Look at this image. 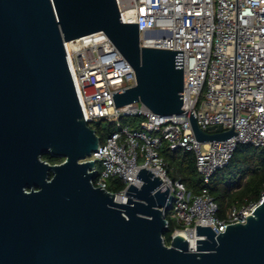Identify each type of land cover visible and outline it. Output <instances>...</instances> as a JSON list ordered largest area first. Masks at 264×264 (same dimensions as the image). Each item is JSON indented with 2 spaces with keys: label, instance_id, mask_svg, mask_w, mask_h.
I'll return each mask as SVG.
<instances>
[{
  "label": "water",
  "instance_id": "95a60500",
  "mask_svg": "<svg viewBox=\"0 0 264 264\" xmlns=\"http://www.w3.org/2000/svg\"><path fill=\"white\" fill-rule=\"evenodd\" d=\"M99 31L136 77L112 94L117 107L182 113V51L140 47L115 0H0V264H264V200L224 232L195 226L194 247L179 234L167 245L172 195L151 170L140 168L126 202L91 183L86 158L100 139L84 121L64 42ZM189 120L200 142L234 134Z\"/></svg>",
  "mask_w": 264,
  "mask_h": 264
},
{
  "label": "built area",
  "instance_id": "2783aa9c",
  "mask_svg": "<svg viewBox=\"0 0 264 264\" xmlns=\"http://www.w3.org/2000/svg\"><path fill=\"white\" fill-rule=\"evenodd\" d=\"M115 1L124 22L137 23L140 47L182 51V113L159 115L141 102L115 105L112 94L135 85L136 77L103 32L64 42L84 121L94 130L101 119L113 120L117 127L90 155L95 162L91 183L113 193L105 181L120 178L125 186L114 193L115 200L126 202V188L143 183L136 176L140 168L151 170L161 179L159 188L165 184L172 195L171 215L180 227L171 236L184 231L196 240L197 225L218 234L228 224L244 223L264 200V188L257 202L233 207L220 220L208 189L191 193L181 180H172L159 149L166 143L170 149L193 152L207 183L239 144L264 147V0ZM190 114L202 130L221 125L234 134L200 142L191 130ZM120 116L141 119L131 128L119 123Z\"/></svg>",
  "mask_w": 264,
  "mask_h": 264
},
{
  "label": "trees",
  "instance_id": "16d2710c",
  "mask_svg": "<svg viewBox=\"0 0 264 264\" xmlns=\"http://www.w3.org/2000/svg\"><path fill=\"white\" fill-rule=\"evenodd\" d=\"M140 119L136 116H120L119 123L122 126L136 128ZM95 124L100 141L117 129L113 120L101 119ZM159 153L166 161L167 173L172 180H181L191 193H198L204 187L208 189L217 204V217L220 220H225L233 207L241 208L257 202L264 188V147L239 144L228 163L217 169L207 183L203 182L201 174L196 169L193 152L170 149L163 143ZM42 159L53 164L63 161L64 158L44 154ZM93 183L95 184L94 181ZM124 186V182L117 177L110 178L106 183V189L113 193L119 192ZM165 218L168 221V230L163 237L164 242L169 245L172 232L180 225L172 217L170 209L165 211Z\"/></svg>",
  "mask_w": 264,
  "mask_h": 264
},
{
  "label": "bare ground",
  "instance_id": "6f19581e",
  "mask_svg": "<svg viewBox=\"0 0 264 264\" xmlns=\"http://www.w3.org/2000/svg\"><path fill=\"white\" fill-rule=\"evenodd\" d=\"M118 199V198H117ZM116 201V200H115ZM179 235H182L183 237L187 238L189 241V244L194 247L195 240L193 237H191L188 233L181 231L179 232Z\"/></svg>",
  "mask_w": 264,
  "mask_h": 264
},
{
  "label": "rangeland",
  "instance_id": "374dc122",
  "mask_svg": "<svg viewBox=\"0 0 264 264\" xmlns=\"http://www.w3.org/2000/svg\"><path fill=\"white\" fill-rule=\"evenodd\" d=\"M95 123H96V122H95ZM95 123L93 124L94 126H96V124H95ZM86 159H87V160H89V159H90V156H89V157H87ZM97 167L100 169V166H99V164H97ZM109 179H110V178H109ZM109 179H107V180L105 181V185H106V183H107V181H108Z\"/></svg>",
  "mask_w": 264,
  "mask_h": 264
}]
</instances>
